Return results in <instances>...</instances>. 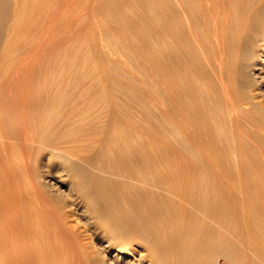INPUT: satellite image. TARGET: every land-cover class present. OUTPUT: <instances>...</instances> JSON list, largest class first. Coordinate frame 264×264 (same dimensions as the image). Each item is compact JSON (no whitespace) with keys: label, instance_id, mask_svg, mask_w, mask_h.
<instances>
[{"label":"rangeland","instance_id":"rangeland-1","mask_svg":"<svg viewBox=\"0 0 264 264\" xmlns=\"http://www.w3.org/2000/svg\"><path fill=\"white\" fill-rule=\"evenodd\" d=\"M176 1L0 0V186L5 184L9 197L12 196L9 211L11 218L16 215L15 218L21 222L19 217L23 213V209L28 211V217L31 220L29 225L32 226L33 231L28 236L27 245L31 246L32 250L36 247L39 239H42L43 244L47 245L48 248H46L54 256L55 264H150L152 247L155 245L158 247V243L163 239L160 237L165 234L163 237L166 239L165 236H167L168 231L171 233L170 237L167 236L169 237L167 241L172 238L177 239L176 237L180 234L181 239L179 238V241H182V247L180 246L182 249L176 247L177 250L174 246L176 251L168 254H166L168 251L164 252L161 258L163 257L166 264L177 262L178 264H242V261H233L237 255L228 244L229 242L230 245L233 241L236 242L235 239L244 230L243 226L248 227L247 230L253 238V243L260 240L259 244L263 245L264 243V169L261 170L258 166L261 164L260 160L263 162L261 153L260 155L258 153L259 149L264 154V0H244L249 4L247 11L249 21L245 35L243 34L240 39V46H243L241 47L242 50L237 51L236 60L237 58L238 60L233 63L235 64V66L233 65L234 75L231 72L236 80L231 88H235L240 96L242 95L241 99L244 97L243 100L246 104L243 100L242 102L244 106L246 105L245 108L249 107L247 109H252L251 113L255 117L257 116L256 118L260 117V126L263 128L261 130L256 127L261 130L259 131L252 125L249 127L250 122L248 120L246 123L242 122L241 131L243 135L238 138L240 139L242 136L243 141L240 140V143H243L246 148L248 147L245 149L248 154L247 157L245 155L246 160L243 159L244 162H241L240 158L237 159L238 154L233 148L238 145V142L235 145L236 141L234 140L236 138L232 135L233 126L228 120L230 118L227 117L230 115L228 113L230 111H228L229 107L224 101V94L215 82L216 78L213 75L210 76L212 72L207 67L206 60L210 56L208 47L204 52L207 56H203L197 50V61L194 62L193 60L191 67V71L197 70L194 72L195 77L193 75V78L197 77V80L193 79L196 90L198 89V92L199 89L202 90L199 93H202L203 98L207 100L202 98L204 104L210 102L208 107L214 120L213 125H211L215 130H218V141L211 140L209 143L215 146L218 144L220 147L227 145L224 148L228 149V152L221 157V162L226 164L225 169L219 173L221 179L224 177L231 178L229 181L233 183L241 197L246 200L243 206L252 210L242 208V213L237 210L236 216L232 215L235 217L226 216L224 219L222 218L223 220L220 218H217L219 220L213 219V216L210 218V215L208 218L206 214H201L204 212H198V208H194L195 202L193 201L195 200L193 199H190L189 204L184 205V201L192 198L190 195H188L189 198L186 196L187 199L184 200L177 194L175 195L174 192V195L170 192L177 188L175 183L178 188H181L179 185L183 184L181 177H184L182 174L184 172L173 171L177 167L175 164L179 163L176 159L179 161L183 159L185 162L181 161L182 163L179 165L184 163L183 166L187 167L188 164L196 162L199 156V148L184 138L176 125L172 123L173 121L169 120L171 110H169L170 94L167 83V72L169 71L168 19L172 10L179 11V7L176 8L178 6ZM208 1L210 6H213L214 0L213 2ZM218 1L220 0H215V2ZM232 2L237 3L234 0ZM233 3L231 4L232 8L235 9L234 6L237 8V5ZM23 4L25 6V34H19L20 36L17 35L14 39L12 28L17 24V11ZM198 70L200 71L199 75L203 72V75L207 73L210 77L207 74L206 77L210 79V82L204 80L206 77L201 74L204 78L202 77L203 81L199 80L200 84L198 79L201 76H197ZM206 85L209 87L207 88ZM211 86L215 89L213 90ZM207 92L213 97L216 95L215 99L211 100L213 97L209 96ZM12 103H15V106ZM21 112L25 121L21 119ZM241 112V115H246L245 111ZM3 134L5 135L3 136ZM33 138H38V141ZM42 139L45 140L42 141ZM46 139L49 140L46 142ZM183 140L184 142H182ZM244 140L249 144L246 145ZM55 143L56 145H54ZM174 145L177 148L173 147ZM228 146H231V149ZM250 146H252L253 153L250 151ZM258 146L259 148L256 150ZM181 151L186 154L181 153ZM254 152L259 155L255 154L259 159L258 162L254 159L256 157L253 155ZM51 155L55 156H53L54 159ZM180 155H183L184 158H181ZM191 156H196L197 159L194 157L196 161L195 159L194 162L193 159L188 161ZM249 156L250 158L252 156V159H249ZM148 157L153 158L152 161H156L155 166L158 165L153 167L154 164L148 162ZM248 159L253 160L252 166L247 164L250 163ZM191 160L192 162H190ZM244 163L248 165L247 170L243 167L245 166ZM240 165L243 170L238 168ZM68 166H74V174H78V177L75 178L74 175L73 177L66 170L69 168ZM199 172L200 170H195V176L192 172V182L188 180L190 192L191 187L194 192V188L199 184H203V189L209 191L210 186L207 184L208 187L205 183L208 181L207 176L199 174ZM194 177L196 178L194 179ZM77 178H80V181ZM211 180L214 179L209 180L212 188L214 184ZM165 182L166 186L164 185ZM104 183H107L108 186L105 188L106 191L101 189L106 187ZM172 183L174 184L172 185ZM219 183L220 181L218 184L215 181L216 185H214L218 193L225 190L222 189L224 188L223 185L219 186ZM204 186L208 188H204ZM170 187L171 189H169ZM97 188L101 189L98 193H96ZM246 194L247 196H245ZM96 199L98 200L96 201ZM109 199L117 203H114V208L116 211L122 212L119 214H121L122 218H120L123 221L115 218L114 220L113 217L109 218L107 215L104 203ZM41 202L42 204H40ZM94 202L96 205L99 203V215L101 214L102 217H100L101 215L98 216L102 220H98L97 215H92L87 207V203L92 205ZM137 202L139 204H136ZM153 206L156 208H152ZM153 210L155 211L153 212ZM186 210L190 215L189 213L183 215ZM239 212L240 215H243H239L240 221L236 218ZM250 212L252 213L250 214ZM88 213L94 218L92 219ZM18 214L19 217L17 218ZM95 216L98 218L96 219ZM156 217H158V221ZM241 217L244 219L247 217L248 223L246 225L242 226L243 218ZM94 219L99 222H95ZM168 219L169 221H167ZM100 221L102 222L100 223ZM18 222L15 223L20 224ZM116 223L120 226H116ZM161 223H163L162 225L166 224L164 226H167L169 230L167 231V227H161ZM21 225L25 227V223ZM39 225L42 226V230ZM38 226L43 236L39 235ZM232 226L234 227L232 228ZM237 226L239 227L237 228ZM18 227L20 228L19 225H16L15 229ZM156 227L157 229L154 231ZM158 228H162V230L165 228L167 233L159 232ZM172 228H176L178 233L179 230L182 232L178 234ZM36 230L38 232H35ZM104 230L108 231H106L107 234ZM102 231L105 235L101 233ZM121 233L127 234L121 235L122 237L119 239ZM236 233L238 234L236 235ZM111 234L112 236L118 234L117 238L112 237ZM194 237L197 239L195 240ZM254 237H257L256 240ZM209 238L211 239L210 242L208 241ZM220 238L221 240L224 238V241L227 242L224 244ZM216 240L221 241L218 243L220 247L217 246ZM116 241L129 247L127 246V250L124 252H118L116 247L118 242ZM24 243L25 240L19 245L25 247ZM187 243L191 245L188 246ZM213 243L216 244V247ZM183 245L185 246V253L180 255L179 253L183 252ZM32 246L35 247L32 248ZM172 253L174 254L172 255ZM252 254V263L262 264L259 256ZM243 263L247 264L248 262L245 263L244 260Z\"/></svg>","mask_w":264,"mask_h":264},{"label":"bare ground","instance_id":"bare-ground-1","mask_svg":"<svg viewBox=\"0 0 264 264\" xmlns=\"http://www.w3.org/2000/svg\"><path fill=\"white\" fill-rule=\"evenodd\" d=\"M233 0H220V1H218V2H215V0H214V3H213V6L211 5L210 6V3H209V1L208 0H177L176 1V3H177V7L176 8H178L179 7V11H174V10H172V13H170V15H169V19H168V37H169V47H168V51H169V65H168V67H169V71L167 72L168 73V82H167V80H166V82L168 83V86H169V94H170V108H169V110H171L170 111V113H168V114H170V119L169 120H172L173 122L172 123H174L175 125H176V128L177 129H179V132H181V134H182V136L184 137V138H187L191 143H193V144H195L198 148H199V156H198V160L196 161V159H197V157L196 156H194V157H196V159L194 158V157H190L189 159H188V161L190 160V159H193V162H194V159H195V161L196 162H194L193 164L191 163V164H188L187 165V167L184 165L183 166V164H181V165H179L180 163H182V162H185V161H183V159H181V161H179V160H177L176 159V161L177 162H179V163H177V164H175L174 162H175V160H172V161H174L173 163L175 164V165H177V167H175V169H173V171H178V173L179 172H184V173H182V174H184L183 176L184 177H181L182 179H181V181H182V185H179L181 188H178V185L175 183V186H177V190L175 189V191H170V192H172V194H173V192L175 193V195L177 194V196L178 197H180V198H183L184 200H185V198H186V196H188V195H190L192 198H189V196H188V198L189 199H187V200H189L188 202H187V200L186 201H184L183 199V201L185 202L184 203V205H186V204H189L190 203V199H193V200H195V201H193V202H195V209H196V207L198 208V212H204V213H201V214H206L207 216H208V218H209V215H210V218L213 216V219L214 218H220V219H224V217H226V216H231V217H235L236 216V212H237V210L238 211H241V213H242V211L243 210H241L242 208H248L247 206L246 207H244L243 205L245 204V202H246V200H244L242 197H241V194H239L238 192H237V190H236V188L233 186V183H231L229 180H231V178L229 179V177L228 178H226V177H224V178H222L221 179V174H219L220 173V171H222L223 169H225V165L221 162V157H223L224 155H226L227 154V150L228 149H226V148H224L225 146L227 147V145H225V146H222V147H220L218 144H216V146L215 145H212L211 143H209V142H211V140H215V141H218L217 139H218V136H217V134H218V130H215V128H213V124H212V122L214 121L213 120V117L211 116V114H210V112L211 111H209V107H208V104L210 103V102H206V103H208V104H204L203 103V100H202V98H203V96H202V93H199V92H201L202 90H200L199 89V92L196 90V87H195V82L193 81V79H196L197 80V77L196 78H193V75H194V72L195 71H197V70H195L194 72L193 71H191V67H192V62H193V60H194V62L195 61H197L196 60V52H197V50L198 51H200L201 53H202V55L203 56H207L206 55V53H204L205 52V49H206V47H208L209 49V51H210V56H209V58L206 60L207 61V67L210 69V71L212 72V74L210 75V76H214L215 78H216V81L215 82H217V84H218V86H219V88L221 89V91L223 92V97H224V101H225V103H226V105L229 107L228 108V111H230V112H228L230 115L229 116H227L228 118H230V119H228V120H230L231 121V123L230 124H232V135L234 136V138H236V140H234V141H236V143H235V145L237 144V142H238V145H236V147H233V148H235V152L238 154V158L237 159H239L240 158V160H241V162L243 161V159H245V155H246V157H247V154L248 153H246L245 152V149H247L246 148V146H244L243 145V143L241 144L240 142V140H242L243 141V139H241L242 138V136L240 137V139L238 138L240 135H243V133H242V131H241V128L243 127V125L241 126V124H242V122H244V123H246V121L248 120V122H250L249 123V127H250V125H252L254 128H256V127H258V128H260L261 130L263 129L261 126H260V123H261V121H259V118H256L255 116H254V114L253 113H251L252 112V109H247V108H249V107H247V108H245V106L243 105V102H244V104H246L245 103V101L243 100V98L241 99L240 97L242 96H240V94H239V92L237 91V90H235V88H231V86L233 87V85L235 84V79H234V77H233V75H234V70H233V65L235 66V64H233V63H235V61L237 62V60H238V58H237V60H236V57H237V51L239 50L240 51V49H241V47H243V46H240L241 44H240V39L242 38V36H243V34L246 32L245 30H247L246 28H247V25H248V21H249V18H247V16H248V3H246L244 0H234V1H236L237 3H235L236 5H237V8L234 6L235 4L232 2ZM211 2H213V0H211ZM20 3H22V2H20ZM171 3H173V2H171ZM234 4L233 6H234V8L236 9H233L232 8V6H231V4ZM174 4V3H173ZM172 4V5H173ZM18 5V4H17ZM173 7V6H172ZM175 7V6H174ZM250 7V6H249ZM162 9V8H161ZM159 10V9H158ZM169 11V10H168ZM171 11V10H170ZM18 13H17V24L12 28V34H13V36H14V39H15V36H17V35H19V34H22V33H24L25 34V6H24V4L22 5V7L19 9V11H17ZM167 12V11H166ZM11 32V31H10ZM9 32V33H10ZM157 32V31H156ZM23 35V34H22ZM157 35V34H156ZM245 35V34H244ZM20 36V35H19ZM161 37V36H160ZM13 38V37H12ZM16 38H18V37H16ZM161 39V38H160ZM166 39V38H165ZM162 40V39H161ZM18 41V40H17ZM45 41V40H44ZM167 42V41H166ZM32 45H34V44H32ZM13 47H15V46H13ZM9 49V48H8ZM40 49V48H39ZM50 49V48H49ZM242 50V49H241ZM8 51V50H7ZM10 51V50H9ZM45 51V50H44ZM238 51V52H239ZM200 52H199V54H200ZM7 53V52H6ZM166 53V52H165ZM241 53V52H240ZM198 54V55H199ZM208 54V53H207ZM197 55V56H198ZM241 55V54H240ZM5 56V55H4ZM6 57V56H5ZM201 56L199 55V58H200ZM8 58V57H7ZM201 59V58H200ZM203 59V58H202ZM199 60V59H198ZM204 61H205V59H204ZM160 63V62H159ZM158 64V63H157ZM200 64V63H199ZM199 64H198V67H199ZM203 64V63H202ZM205 64V63H204ZM200 66H201V64H200ZM197 67V68H198ZM206 67V66H205ZM194 69V68H193ZM202 69V68H201ZM21 70V69H20ZM158 70V69H157ZM200 70V69H199ZM198 70V74H197V76L199 75V72L201 71H199ZM209 71V72H210ZM210 72V73H211ZM233 73V75H232V73ZM166 73V74H167ZM204 73V72H203ZM203 73H201L202 75H203ZM209 73V74H210ZM199 75V76H201V78L200 77H198V78H200V79H198V82H200V81H203V79H202V77L203 76H205L206 77V74L205 75ZM207 76H208V74H207ZM210 76H208V77H210ZM194 77H195V75H194ZM56 78V77H55ZM204 78V77H203ZM164 79V78H163ZM202 79V80H201ZM200 80V81H199ZM204 80H206L207 82H210V79H208L207 77L204 79ZM205 82V81H204ZM203 82V85L205 86V83ZM212 83V82H211ZM159 84H160V82H159ZM200 84H201V82H200ZM207 84V83H206ZM213 84H214V82H213ZM237 84V83H236ZM65 85V84H64ZM164 85V84H163ZM209 85V84H208ZM211 85V84H210ZM214 85H216V84H214ZM213 85V86H214ZM167 86V87H168ZM200 86V85H199ZM204 86H202V87H204ZM213 86H211V87H213ZM58 87V86H57ZM206 87L208 88L209 86H207L206 85ZM204 89H205V87H204ZM215 88L213 87V90H214ZM250 90V89H249ZM214 92H216V91H214ZM250 92V91H249ZM208 93V92H207ZM18 94V93H17ZM53 94V93H52ZM203 94H204V92H203ZM216 94V93H215ZM218 94H220V93H218ZM45 95V94H44ZM57 95V94H56ZM111 95V94H110ZM208 95H209V93H208ZM6 96V95H5ZM8 96V95H7ZM19 96V95H18ZM21 96V95H20ZM59 96V95H58ZM209 96H211V97H213V95H209ZM208 96V97H209ZM10 97V96H9ZM45 97V96H44ZM214 97H216V95L214 96ZM211 98V100L212 99H215V98ZM222 97V96H221ZM57 98V97H56ZM111 98H112V96H111ZM7 99V98H6ZM14 99V98H13ZM167 99H169L168 97H167ZM204 99V98H203ZM247 99V98H246ZM2 100V99H1ZM5 100V99H4ZM22 100V99H21ZM205 101H207L206 99H204ZM218 100V99H217ZM242 100H243V102H242ZM34 101V100H33ZM43 101V100H42ZM210 101V100H209ZM216 101V100H215ZM222 101H223V99H222ZM260 101V100H259ZM2 102V101H1ZM20 102H22V101H20ZM25 102V101H24ZM158 102V101H157ZM212 102V101H211ZM6 103V102H5ZM112 103V102H111ZM224 103V104H225ZM13 104V106H15L14 104L15 103H12ZM114 104V103H113ZM3 105V104H2ZM9 105V104H8ZM22 105V104H21ZM42 105V104H41ZM40 105V106H41ZM68 105V104H67ZM207 105V106H206ZM16 106H18V105H16ZM24 106V105H23ZM226 106V107H227ZM218 107V106H217ZM8 108V107H7ZM212 108V107H211ZM213 109V108H212ZM212 109H210V110H212ZM23 110V109H22ZM220 110V109H219ZM241 111H245L246 112V115L244 116V115H241L240 114V112ZM42 112V111H41ZM119 112V111H118ZM256 112V111H255ZM254 112V113H255ZM26 113V112H25ZM46 113V112H45ZM242 113V112H241ZM54 114V113H53ZM70 114V113H69ZM243 114V113H242ZM40 115V114H39ZM56 115H57V113H56ZM217 115V114H216ZM256 115V114H255ZM3 116V115H2ZM20 116V115H19ZM21 116H22V112H21ZM43 116V115H42ZM27 117V116H26ZM90 117V116H89ZM225 117V116H224ZM24 118V115L22 116V120H24L23 119ZM34 118V117H33ZM20 119V118H19ZM27 119V118H26ZM52 119V118H51ZM226 120V119H225ZM227 120V121H228ZM25 121V120H24ZM27 123V122H26ZM23 124V123H22ZM35 124V123H34ZM173 124V125H174ZM209 124H210V126H209ZM212 124V125H211ZM29 125V124H28ZM30 125H32V124H30ZM36 125V124H35ZM66 125V124H65ZM25 126V125H24ZM93 126V125H92ZM8 127V126H7ZM30 127V126H29ZM32 127H34V126H32ZM31 127V128H32ZM175 127V126H174ZM25 128V127H24ZM31 128H29V129H31ZM47 128V127H46ZM248 128V127H247ZM258 128H256V129H258ZM26 129V128H25ZM34 129V128H33ZM36 129V128H35ZM77 129V128H76ZM260 129H258L259 131H261ZM37 130V129H36ZM109 130V129H108ZM248 130V129H247ZM24 131H26V130H24ZM24 131H23V133H24ZM80 131V130H79ZM28 132L30 133V135H31V132L28 130ZM28 132H27V134H28ZM33 132V131H32ZM50 132V131H49ZM38 133V132H37ZM45 133V132H44ZM47 133V132H46ZM68 133V132H67ZM103 133V132H102ZM174 133V132H173ZM176 133V132H175ZM36 134V133H35ZM40 134V133H39ZM63 134V133H62ZM73 134V133H72ZM154 134V133H153ZM252 134V133H251ZM5 134H3V136H4ZM58 135V134H57ZM175 135H177V134H175ZM180 135V134H179ZM260 135V134H259ZM217 136V138L215 139V137ZM254 136H255V134H254ZM50 137V136H49ZM49 137H47V138H49ZM69 137V136H68ZM67 137V138H68ZM71 137V136H70ZM7 138V137H6ZM28 138V137H27ZM40 138H42V137H40ZM154 138V137H153ZM212 138V139H211ZM229 138V137H228ZM237 138L239 139V141L237 140ZM258 138V137H257ZM33 139H37L36 141H38V138H33ZM76 139V138H75ZM81 139V138H80ZM245 139H247V138H245ZM255 139V138H254ZM28 140H30V139H28ZM40 140V139H39ZM45 140V139H44ZM43 139H42V141H44ZM49 140V139H48ZM47 139H46V142L48 141ZM179 140H180V137H179ZM223 140V139H222ZM71 141V140H70ZM187 141V140H186ZM215 141H214V144H215ZM244 141H246V140H244ZM29 142V141H28ZM31 142V141H30ZM35 142V141H34ZM39 142H41V140L39 141ZM51 141H49V143H50ZM72 142H73V140H72ZM77 142V141H76ZM82 142V141H81ZM176 142V141H175ZM182 142H184V140L182 141ZM189 142V143H190ZM213 142V141H212ZM32 143V142H31ZM43 143V142H42ZM42 143H41V145H42ZM48 143V144H49ZM57 143V142H56ZM56 143L54 144V145H56ZM234 143H233V145H234ZM245 143H247L246 145H248L249 143L246 141ZM264 143V142H263ZM47 144V143H46ZM50 144H52V143H50ZM68 144H70V143H68ZM174 144V143H173ZM172 144V145H173ZM231 144H232V142H231ZM53 145V144H52ZM67 145V144H66ZM191 145V144H190ZM1 146V145H0ZM22 146V145H21ZM25 146H26V144H25ZM71 146V145H70ZM220 148H219V147ZM232 146V145H231ZM231 146H228V148L230 147V149H231ZM173 147H175V148H177L175 145L173 146ZM251 147V153H253L252 152V146H250ZM24 148V147H23ZM52 148V147H51ZM56 148V147H55ZM133 148V147H132ZM157 148V147H156ZM174 148V149H175ZM188 148V147H187ZM257 148V149H256ZM255 149L256 150H258V148H259V146L258 147H256ZM26 149V148H25ZM30 149V148H29ZM46 149V148H45ZM48 149H50V148H48ZM166 149V148H165ZM226 149V150H225ZM229 149V150H230ZM254 149V148H253ZM1 150V149H0ZM50 150H52V149H50ZM59 150V149H58ZM72 150V149H71ZM91 150V149H90ZM154 150V149H153ZM183 150V149H182ZM262 150V149H261ZM26 151H27V149H26ZM31 151V150H30ZM29 151V152H30ZM46 151V150H45ZM109 151V150H108ZM134 151V150H133ZM192 151V150H191ZM263 151V150H262ZM2 152V151H1ZM24 153H25V151H23ZM34 152V151H33ZM47 152V151H46ZM54 152V151H53ZM53 152H52V154H53ZM111 152V151H110ZM169 152H170V150H169ZM174 152V151H173ZM187 152V151H186ZM189 152V151H188ZM187 152V153H188ZM247 152H249V151H247ZM31 153V152H30ZM50 153V152H49ZM179 153V152H178ZM181 153H184V152H182L181 151ZM190 153V152H189ZM193 153V152H192ZM229 153H231L230 151H229ZM235 153V154H236ZM250 153V152H249ZM250 153V154H251ZM256 153H257V151H256ZM255 152H254V154L253 155H255L256 154ZM259 155H260V153H261V158L263 159V162L260 160V162H261V164H259L258 166H259V169H264V154H263V152H261L260 151V149H259ZM21 154V153H20ZM161 154V153H160ZM184 154H186V153H184ZM236 154V155H237ZM7 155H8V153H7ZM30 155V154H29ZM55 155V154H54ZM53 155V156H54ZM187 155H191V154H187ZM186 155V156H187ZM194 155H196V154H194ZM257 155V154H256ZM255 155V156H256ZM259 155H257V156H259ZM22 156V155H21ZM31 156H32V154H31ZM52 155H51V157H53ZM60 156V155H59ZM114 156V155H113ZM139 156V155H138ZM170 156V155H169ZM181 156V158H184V157H182L183 155H180ZM254 156V157H255ZM257 156L254 158L255 160H257V162H258V158H257ZM27 157V156H26ZM55 157V156H54ZM54 157H53V159H54ZM150 157V156H149ZM148 157V162L150 161V163H152V165L154 164V166L153 167H156L158 164H156V166H155V162H154V160L152 161L151 159H153V158H149ZM152 157V156H151ZM164 157V156H163ZM174 157V156H173ZM48 158V157H47ZM61 158V157H60ZM65 158H66V156H65ZM178 158V157H177ZM232 158V157H231ZM257 158V159H256ZM260 158V159H261ZM1 159V158H0ZM24 159H26V158H24ZM83 159V158H82ZM150 159V160H149ZM175 159V158H174ZM249 159H252V156H251V158H250V156H249ZM248 159V160H249ZM11 160V159H10ZM164 160V159H163ZM246 160V159H245ZM254 160V161H255ZM78 161V160H77ZM152 161V162H151ZM167 161V160H166ZM170 161V160H169ZM229 161H231V160H229ZM237 161V160H236ZM239 161V160H238ZM250 161V160H249ZM252 161V162H251ZM250 161V163H247V164H253V160H251ZM0 162H1V160H0ZM27 162H29V161H27ZM190 162H192V160L190 161ZM244 162V161H243ZM247 162V161H246ZM245 162V163H246ZM112 163H113V161H112ZM244 163V164H245ZM1 164V163H0ZM110 164V163H109ZM168 164V163H167ZM170 164H171V162H170ZM239 164H242V163H239ZM247 164H245V166H243L244 167V169L246 168V170L248 169L247 168ZM50 165V164H49ZM82 165V164H81ZM92 165V164H91ZM134 165V164H133ZM149 165V164H148ZM164 165V164H163ZM249 165V166H250ZM257 165V164H256ZM1 166V165H0ZM58 166V165H57ZM56 166V167H57ZM62 166V165H61ZM228 166V165H227ZM226 166V167H227ZM231 166V165H230ZM239 166V165H238ZM252 166V165H251ZM55 167V168H56ZM69 167V166H68ZM90 167V166H89ZM152 167V168H153ZM254 167V166H253ZM59 168V167H58ZM65 168H66V166H65ZM238 168H240L241 170H243L242 169V166L240 165V167H238ZM252 168V167H251ZM169 169V168H168ZM28 170V169H27ZM67 171H69L70 173H71V175L73 176H75V178L76 177H78V174H74V166H70L69 168H67L66 169ZM154 170V169H153ZM156 170V169H155ZM172 170V169H171ZM180 170V171H179ZM195 170H200V172H199V174H202V175H206L207 176V182H205L206 183V185L208 184L209 186H210V188H209V191L211 192V194H210V192L209 191H207L208 189H203V187H202V185L203 184H199V185H197L196 186V188H194L195 189V191L193 192V188L191 187V192H193L192 193V195H194L195 197V199L193 198V196L191 195V192H190V186H189V182H188V180L189 181H191V177H193L192 175L195 173ZM240 170V171H241ZM65 171V170H64ZM105 170L103 169V172H104ZM149 171V170H148ZM150 171H152V170H150ZM164 171V170H163ZM227 171V170H226ZM250 171V170H249ZM28 172V171H27ZM111 172V171H110ZM109 172V173H110ZM129 172V171H128ZM127 172V173H128ZM130 172H132V171H130ZM156 172V171H155ZM192 172H193V174H192ZM243 172V171H242ZM241 172V173H242ZM246 172V171H245ZM69 173V174H70ZM73 173V174H72ZM90 173V172H89ZM126 173V174H127ZM133 173V172H132ZM132 173H131V175H132ZM147 173V172H146ZM152 173V172H151ZM150 173V174H151ZM123 174H125V173H123ZM134 174V173H133ZM148 174V173H147ZM186 174V175H185ZM192 174V175H191ZM196 174H197V171H196ZM196 174H194V176L196 175ZM219 174V175H218ZM80 175V174H79ZM181 175V174H180ZM191 175V176H190ZM223 175V174H222ZM73 176V177H74ZM135 176V175H134ZM169 176V175H168ZM172 176V175H171ZM206 176H204V177H206ZM212 177V178H209V177ZM213 176H214V178H213ZM68 177V176H67ZM247 177V176H246ZM88 178V177H87ZM91 178V177H90ZM162 178V177H161ZM169 178V177H168ZM175 178V177H174ZM196 177H194V179H195ZM262 178V177H261ZM78 179V178H77ZM80 179V178H79ZM78 179V180H79ZM111 179V178H110ZM166 179V178H165ZM210 179H214V180H211L212 182H213V184L214 185H216L215 184V181H217V184H218V182L220 181V183H219V186L221 185H223L222 187H224V188H222V189H225V190H223V192H225V193H223L222 191L221 192H217L216 191V188H215V186L213 185V187L211 188V185H210V183H209V180ZM219 179V180H218ZM246 179V178H245ZM95 180H96V178H95ZM157 180V179H156ZM164 180V178L162 179V181ZM171 180V179H170ZM184 180V181H183ZM193 180V179H192ZM224 180V181H223ZM244 180V179H243ZM256 180V179H255ZM77 181V180H76ZM80 181V180H79ZM89 181V180H88ZM91 181V180H90ZM105 181V180H104ZM167 181V180H166ZM176 181V180H175ZM210 181V182H211ZM78 182V181H77ZM94 182V181H93ZM152 182V181H151ZM150 182V183H151ZM156 182V181H155ZM168 182V181H167ZM192 182V181H191ZM96 183V182H95ZM101 183H103L102 181H101ZM156 183H158V182H156ZM156 183H154V184H156ZM180 184H181V182H179ZM178 183V184H179ZM250 183V182H249ZM72 184V183H71ZM77 184V183H76ZM166 184V182L164 183V185ZM174 183H172V185H173ZM245 184V183H244ZM74 185V184H73ZM103 187H104V185L106 186V187H104V188H101L102 190H104V191H106L105 190V188H107L108 186H107V183L105 184L104 183V185L103 184H101ZM113 185V184H112ZM140 185H142V183H140ZM157 185V184H156ZM159 185V184H158ZM171 185V186H172ZM190 185H191V183H190ZM205 185V184H204ZM207 185V186H208ZM247 185V184H246ZM82 186V185H81ZM114 186V185H113ZM143 186V185H142ZM166 186V185H165ZM170 186V185H169ZM174 186V187H175ZM206 186V187H207ZM208 186V187H209ZM97 187V186H96ZM99 188H100V186H98ZM133 187V186H132ZM174 187H172L173 188V190H174ZM205 186H204V188H206ZM207 187V188H208ZM226 187V188H225ZM251 188V187H250ZM254 188V187H253ZM101 189H98L97 188V192L96 193H98L99 192V190H101ZM109 189V188H108ZM142 189V188H141ZM149 189V188H148ZM169 189H171V187L169 188ZM180 189V190H179ZM211 189V190H210ZM221 189V188H220ZM219 189V190H220ZM221 189V190H222ZM36 190V189H35ZM93 190V189H92ZM111 190V189H110ZM121 190V189H120ZM143 190V189H142ZM151 190H153V189H151ZM255 190V189H254ZM96 191V190H95ZM95 191H94V193H95ZM109 191V190H108ZM154 191V190H153ZM93 192V191H92ZM103 192V191H102ZM147 192V191H146ZM190 192V193H189ZM8 190H7V187H6V185L5 184H3L2 186H0V264H55V260H53V255L50 253V250H48L47 248V245H44L43 244V242H42V239H39V242H35L36 243V247L35 246H32V248L33 247H35L34 249H32L31 250V246H28L27 244H28V236H29V234L30 233H32L31 231H33L32 230V226L31 225H29V222H31V220H30V217H28V211L26 210V209H23V213H21V215H20V217H19V214H18V216H17V218L19 217V219L21 218V222L24 224L25 223V227L24 226H22L21 224V222H18V220L15 218L16 217V215H15V217L14 218H11L10 217V215H9V211H10V204H11V197H9V195H8ZM44 193H47V192H44ZM144 193V192H143ZM153 193H155V192H153ZM209 193V194H208ZM247 193V192H246ZM81 194H82V192H81ZM110 194V193H109ZM124 194V193H123ZM162 194V193H161ZM244 194V193H243ZM38 194H36V196H37ZM88 195H90V194H88ZM91 195H92V193H91ZM95 195H97V194H95ZM100 195V194H99ZM102 195V194H101ZM129 195V194H128ZM142 195V194H141ZM167 195V194H166ZM174 195V194H173ZM45 196V195H44ZM87 196V195H86ZM130 196V195H129ZM139 196V195H138ZM147 196V195H146ZM176 196V197H177ZM245 196H247V194L245 195ZM38 197V196H37ZM82 197H84V196H82ZM90 197V196H89ZM135 197V196H134ZM148 197V196H147ZM150 197V196H149ZM85 198V197H84ZM95 198V197H94ZM114 198V197H113ZM120 198V197H119ZM126 198H129V197H126ZM158 198H159V196H158ZM86 199V198H85ZM91 199V198H90ZM92 199H93V197H92ZM125 199V198H124ZM137 199V198H136ZM143 199H144V197H143ZM154 199V198H153ZM49 200V199H48ZM89 200V199H88ZM98 199H96V201H97ZM122 200H123V198H122ZM134 200V199H133ZM147 200V199H146ZM179 200V202H180V199H178ZM16 201V200H15ZM130 201V200H129ZM148 201V200H147ZM150 201V200H149ZM157 201H158V199H157ZM164 201V200H163ZM169 201V200H168ZM249 201V200H248ZM31 202H32V200H31ZM92 202H93V200H92ZM91 202V203H92ZM118 202V201H117ZM140 202H141V200H140ZM144 202H145V200H144ZM161 202V201H160ZM167 202V201H166ZM16 203V202H15ZM60 203V202H59ZM90 203V202H89ZM95 203V202H94ZM94 203L92 204V205H90V204H88L87 203V207L89 208V211L92 213V215H99V203H97L98 205H96V203H95V206H94ZM114 203L115 202H113V200H111V199H109V200H106V202L104 203V205H105V211H106V213H108L107 215H109V218L110 217H113V219L115 218V219H118V220H122L121 218V214H119V213H122V212H119V211H116L115 210V208H114ZM122 203V202H121ZM130 203V202H129ZM151 203V202H150ZM170 203V202H169ZM32 204V203H31ZM40 204H42V202L40 203ZM115 204H117V203H115ZM136 204H139L138 202L136 203ZM135 204V205H136ZM141 204V203H140ZM154 204V203H153ZM152 204V205H153ZM194 204V203H193ZM16 205V204H15ZM35 205V204H34ZM54 205V204H53ZM119 205V204H118ZM128 205V204H127ZM149 205V204H148ZM182 205V204H181ZM183 205V206H184ZM43 206V205H42ZM130 206V205H129ZM128 206V207H129ZM155 206H156V204H155ZM165 206V205H164ZM180 206V205H179ZM179 206H177L178 208H179ZM255 206V205H254ZM48 207V206H47ZM58 207V206H57ZM124 207V206H123ZM136 207V206H135ZM140 207V206H139ZM171 207V206H170ZM169 207V208H170ZM185 207V206H184ZM51 208V207H50ZM88 208H87V210H88ZM152 208H154V206L152 207ZM156 208V207H155ZM154 208V209H155ZM176 208V207H175ZM183 208V207H182ZM47 209V208H46ZM126 209V208H125ZM124 209V210H125ZM147 209H148V207H147ZM180 209V208H179ZM249 209V208H248ZM17 210V209H16ZM26 210V211H25ZM57 210V209H56ZM86 210V211H87ZM151 210V209H150ZM175 210H178V209H175ZM184 210V209H183ZM250 210V209H249ZM248 210V211H249ZM100 211H101V208H100ZM104 211V210H103ZM138 211V210H137ZM141 211H142V208H141ZM146 211V210H145ZM155 210H153V212H154ZM187 211V212H186ZM185 211V213H183V215L184 214H186V213H189L188 212V210H186ZM191 211V210H190ZM194 211V210H193ZM245 211H246V209H245ZM250 211H252V210H250ZM29 212H30V210H29ZM180 212H182V211H180ZM179 212V213H180ZM197 212V211H196ZM18 213V212H17ZM37 213V212H36ZM61 213H63V212H61ZM158 213V212H157ZM173 213V212H172ZM245 213V212H244ZM252 212H250V214H251ZM34 214V213H33ZM88 214H90V213H88ZM136 214H137V212H136ZM139 214V213H138ZM149 214H150V212H149ZM193 214H195V213H193ZM192 214V217L194 216ZM199 214V213H198ZM101 215V214H100ZM99 215V216H100ZM120 215V216H119ZM144 215V214H143ZM152 215V214H151ZM158 215H160V214H158ZM189 215H190V213H189ZM232 215H235V216H232ZM238 216L236 217L237 219H239V221H240V218H239V215H240V212H239V214H237ZM245 215H247V213H245ZM249 215V214H248ZM264 215V214H263ZM90 216H91V214H90ZM97 216H95V218L97 219L98 217ZM146 216V215H145ZM155 216H156V214H155ZM185 216H187V215H185ZM184 216V217H185ZM200 216H202V215H200ZM221 216H223V217H221ZM240 216H243L242 214L240 215ZM257 216V215H256ZM44 217V216H43ZM100 217H102V215L100 216ZM98 218V220H100L101 218ZM121 217V218H120ZM182 217V216H181ZM199 217V216H198ZM245 217V216H244ZM33 218V217H32ZM37 218V217H36ZM91 218L93 219L94 218V216L92 217L91 216ZM120 218V219H119ZM145 218H147V217H145ZM157 218V221H158V217H156ZM155 218V219H156ZM168 218H170V217H168ZM194 218V217H193ZM192 218V219H193ZM241 218H243V217H241ZM247 218V217H246ZM246 218L244 219L243 218V220H242V222H241V224H242V226L243 225H246L248 222L246 221ZM114 219V220H115ZM222 219V220H223ZM226 219V218H225ZM232 219V218H231ZM234 219V218H233ZM249 219H251V218H249ZM248 219V220H249ZM98 220H95L94 219V221L95 222H97ZM102 220V219H101ZM109 220V219H108ZM114 220H113V223H114ZM171 220H172V218H171ZM170 220V221H171ZM174 220V219H173ZM217 220H219V219H217ZM221 220V221H222ZM235 220V219H234ZM34 221V220H33ZM123 221V220H122ZM167 221H169V219L167 220ZM204 221V220H203ZM208 221V220H207ZM220 221V222H221ZM228 221V220H227ZM238 221V222H239ZM250 221V220H249ZM15 222H18V223H20V224H16ZM99 222V221H98ZM97 222V223H98ZM102 221H100V223H101ZM164 222V221H163ZM174 222V221H173ZM206 222V221H205ZM211 222V221H210ZM55 223V222H54ZM119 223V222H118ZM122 223V222H121ZM123 223H125V222H123ZM134 223H135V221H134ZM234 223V222H233ZM51 224H53V223H51ZM50 224V225H51ZM62 224H63V222H62ZM120 224V223H119ZM119 224H115L116 226L117 225H119ZM143 224V223H142ZM163 223H161V225H162ZM175 224V223H174ZM192 224V223H191ZM204 224V223H203ZM227 224H229V223H227ZM235 224V223H234ZM16 225H19L20 226V228L18 227V229L16 228L15 229V226ZM57 225V224H56ZM124 225V224H123ZM131 225V224H130ZM137 225V224H136ZM154 225V224H153ZM164 225H166V224H164ZM164 225H162L161 227H163ZM173 225V224H172ZM183 225H184V223H183ZM183 225H181V226H183ZM213 225V224H212ZM249 225V224H248ZM40 226V225H39ZM39 226H38V229H39ZM54 226V225H53ZM114 226V225H113ZM115 226V227H116ZM120 226V225H119ZM124 226H126V224L124 225ZM123 226V227H124ZM171 226V225H170ZM176 226V228H177V225H175ZM180 226V227H181ZM185 226V225H184ZM195 226V225H194ZM203 226V225H202ZM41 227L42 226H40V229H41ZM50 227V226H49ZM57 227V226H56ZM96 227H97V225H96ZM159 227V226H158ZM164 227H167V226H164ZM173 227V226H172ZM180 227H179V229H180ZM225 227V226H224ZM234 226H232V228H233ZM239 226H237V228H238ZM244 227V230L243 231H241V233L239 234V236L235 239L234 237V239L236 240V242L235 241H233L232 243H231V245H230V242H229V240H228V242H229V246H230V248L233 250V251H235L236 252V255H237V257H235V259H233V261L235 260V262H239V261H242V264H244L243 262H244V260H245V263L246 262H248L247 264H253L252 262V260H251V254L253 253V254H255V255H257V256H259V260L261 259V263L262 264H264V243H263V245L260 243H258V242H260V241H258L257 243H253V238H252V236L250 235V233H249V231L247 230V226H243ZM106 228H107V226H106ZM105 227H103V229H106ZM116 228H118V227H116ZM121 228V227H120ZM120 228H119V230H120ZM126 228V227H125ZM124 228V229H125ZM174 228V227H173ZM172 228V229H173ZM175 228V229H176ZM194 228V227H193ZM205 228V227H204ZM236 228V229H237ZM37 229V228H36ZM40 229H39V235H41V236H43L42 234H41V232L42 231H40ZM103 229H101V230H103ZM108 229V228H107ZM127 229V228H126ZM156 229H157V227L155 228V230H154V228H153V230L154 231H156ZM175 229H173V230H175ZM178 229V228H177ZM186 229V228H185ZM184 229V230H185ZM201 229V228H200ZM241 229V228H240ZM251 229V228H250ZM249 229V230H250ZM42 230V229H41ZM63 230V229H62ZM99 230V229H98ZM111 230V229H110ZM109 230V231H110ZM113 230V229H112ZM111 230V231H112ZM137 230V229H136ZM135 230V231H136ZM160 230V231H159ZM169 229H168V227H167V231H168ZM187 230V229H186ZM53 231V230H52ZM67 231V230H66ZM105 231V230H104ZM107 231V230H106ZM105 231V232H106ZM110 231V232H111ZM114 231V230H113ZM121 231V230H120ZM124 231V230H123ZM158 231L159 232H161V231H166V229L165 228H163V230H162V228L161 229H159L158 228ZM176 231V230H175ZM174 231V232H175ZM180 232H182L181 230H179ZM191 231V230H190ZM189 231V232H190ZM195 231V230H194ZM229 231V230H228ZM35 232H38V230H36ZM60 232V231H59ZM58 232V233H59ZM108 232V231H107ZM107 232H106V234H107ZM126 232V231H125ZM173 232V231H172ZM173 232V233H174ZM177 232V231H176ZM179 232V233H180ZM230 232V231H229ZM53 233V232H52ZM100 233V232H99ZM101 233H103L104 234V232L102 231ZM116 233V232H115ZM120 233V232H119ZM127 233H128V231H127ZM126 233V234H127ZM155 233V232H154ZM165 233H167V232H165ZM168 233H169V231H168ZM166 234L167 236H169L170 237V233L169 234ZM178 233V232H177ZM178 233V234H179ZM184 233V232H183ZM187 233V232H186ZM193 233V232H192ZM110 234V233H109ZM125 234V233H124ZM124 234H120V238L119 239H121V237L124 235ZM125 234V235H126ZM128 234H130V233H128ZM164 234V233H163ZM177 234V235H178ZM191 234V233H190ZM203 234V233H202ZM209 234V233H208ZM238 233H236V235H237ZM56 235V234H55ZM105 235V234H104ZM114 235V234H113ZM117 235L118 234H116V235H114V236H112V234H111V236L112 237H114V238H117ZM122 235V236H121ZM162 235V234H161ZM165 235V234H164ZM163 235V236H164ZM174 235V234H173ZM173 235H172V237H173ZM181 235H183V234H181ZM188 235V234H187ZM199 235V234H198ZM235 235V234H234ZM233 235V236H234ZM32 236V235H31ZM37 236H38V234H37ZM41 236H39L40 238H41ZM61 236V235H60ZM146 236V235H145ZM156 236H158V235H156ZM163 236H161L160 237V235H159V237H160V239L161 238H163L162 239V241H160V243H158V242H156V243H158V247L155 245V247L153 246L152 247V251H151V255H152V259H151V261L149 262L150 264H166V261L165 260H163V257L161 258V255L165 252L166 253V251H168L166 254H168L169 252L171 253V252H174V251H176V249L178 248V247H180L181 246V243H182V241H179V238H180V234H179V236H175L177 239H173L172 237V239L170 240V241H167L168 239L167 238H169V237H167V236H165L166 237V239H164V237ZM212 236V235H211ZM230 236V235H229ZM50 237V236H49ZM70 237V236H69ZM74 237H75V235H74ZM108 237H109V235H108ZM128 237V236H127ZM130 237H131V235H130ZM174 237V238H175ZM190 237V236H189ZM199 237H200V235H199ZM213 237V236H212ZM211 237V238H212ZM215 237V236H214ZM225 237V236H224ZM35 238V237H34ZM110 238V237H109ZM126 238V237H125ZM129 238V237H128ZM151 238V237H150ZM184 238V237H183ZM182 238V239H183ZM195 238V237H194ZM227 238V237H226ZM229 238V237H228ZM255 238V237H254ZM257 238V237H256ZM256 238H255V240H256ZM261 238H263V237H261ZM37 239V238H36ZM63 239H64V237H63ZM66 239V238H65ZM71 239V238H70ZM113 239V238H112ZM124 239V238H123ZM130 239V238H129ZM143 239V238H142ZM147 239V238H146ZM149 239V238H148ZM159 239V240H160ZM181 239V238H180ZM190 239V238H189ZM197 239V237L195 238V240ZM217 239V238H216ZM218 239H219V237H218ZM24 240H25V247L24 246H20L19 244H20V242H24ZM118 240V239H117ZM126 240H127V238H126ZM132 240V239H131ZM130 240V241H131ZM150 240V239H149ZM152 240V239H151ZM156 240V239H155ZM159 240H157V241H159ZM185 240V239H184ZM201 240V239H200ZM210 238L208 239V241L210 242ZM214 240H215V238H214ZM220 240H221V238H220ZM227 240V239H226ZM257 240H259V239H257ZM36 241V240H35ZM44 241V240H43ZM45 241H46V239H45ZM76 241V240H75ZM121 241V240H120ZM221 241H223L224 242V244L227 242V241H224V238L221 240ZM220 241V242H221ZM115 242V241H114ZM116 242H118V244H119V241H116ZM126 242V241H125ZM151 242V241H150ZM217 242V243H216ZM216 242H214V243H216V244H218V243H220L218 240H216ZM48 243V242H47ZM77 243V242H76ZM144 243H146L145 241H144ZM153 243V242H152ZM155 243V244H156ZM184 243V245H185V242H183ZM214 243H213V245H214ZM115 244V243H114ZM117 244V251L119 252H124L125 250H127L126 248H127V246L128 245H124V244H119L118 245ZM188 244V246L189 245H191L190 243H187ZM210 244V243H209ZM216 244L214 245L215 247H216ZM227 244H226V246H227ZM152 245V244H151ZM183 245V252L181 251L179 254L181 255V254H183V253H185V246ZM208 245V244H207ZM221 245V244H220ZM223 245V244H222ZM79 246V245H78ZM160 246V247H159ZM174 246H175V250H174ZM197 246V245H196ZM217 246H219V244L217 245ZM228 246V247H229ZM47 247V248H46ZM129 247V246H128ZM182 247V246H181ZM180 247V248H181ZM195 247V246H194ZM220 247V246H219ZM180 248H179V250H180ZM193 248V247H192ZM201 248V247H200ZM199 248V249H200ZM204 248V247H203ZM203 248H202V250H203ZM224 248V247H223ZM222 248V249H223ZM85 249V248H84ZM147 249V248H146ZM182 249V248H181ZM214 249V248H213ZM54 250V249H53ZM57 250V249H56ZM62 250V249H61ZM78 250V249H77ZM170 250V251H169ZM173 250V251H172ZM178 250V249H177ZM191 250V249H190ZM196 250V249H195ZM215 250V249H214ZM74 251V250H73ZM79 251V250H78ZM194 251V250H193ZM209 251V250H208ZM176 254H177V252H175ZM230 253V252H229ZM174 253H172V255H173ZM190 254H192V253H190ZM252 254V255H253ZM56 255V254H55ZM58 255V254H57ZM81 255H83L82 253H81ZM170 255V254H169ZM194 255V254H193ZM193 255H191V256H193ZM196 255V254H195ZM254 255V256H255ZM84 256V255H83ZM87 256V255H86ZM168 256V255H167ZM167 256H166V258H167ZM175 256V255H174ZM184 256H185V254H184ZM94 257V256H93ZM173 257V256H172ZM196 257V256H195ZM86 258H88V257H86ZM179 258V257H178ZM203 258V257H202ZM59 259V258H58ZM85 259V258H84ZM99 259V258H98ZM170 259V258H169ZM174 259H176V258H174ZM256 259V258H255ZM89 260V259H88ZM168 260V259H167ZM172 260V259H171ZM184 260H185V258H184ZM188 260V259H187ZM190 261H191V259H189ZM204 260V259H203ZM61 261V260H60ZM117 261V260H116ZM189 261V262H190ZM57 262V261H56ZM182 262V261H181ZM199 262V261H198ZM260 262V261H259ZM68 263V262H67ZM73 263V262H72ZM202 263V262H201ZM256 263V262H255ZM58 264H60V263H58ZM175 264H178V262L177 263H175ZM190 264V263H189ZM238 264V263H237ZM240 264V263H239ZM259 264V263H258Z\"/></svg>","mask_w":264,"mask_h":264}]
</instances>
